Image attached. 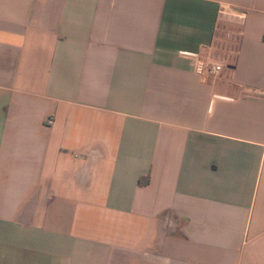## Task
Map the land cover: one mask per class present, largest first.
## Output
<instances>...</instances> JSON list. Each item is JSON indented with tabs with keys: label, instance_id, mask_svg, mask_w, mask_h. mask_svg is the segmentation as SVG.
<instances>
[{
	"label": "crops",
	"instance_id": "obj_1",
	"mask_svg": "<svg viewBox=\"0 0 264 264\" xmlns=\"http://www.w3.org/2000/svg\"><path fill=\"white\" fill-rule=\"evenodd\" d=\"M0 264H264V0H0Z\"/></svg>",
	"mask_w": 264,
	"mask_h": 264
},
{
	"label": "built area",
	"instance_id": "obj_2",
	"mask_svg": "<svg viewBox=\"0 0 264 264\" xmlns=\"http://www.w3.org/2000/svg\"><path fill=\"white\" fill-rule=\"evenodd\" d=\"M185 54H189V53H185ZM193 57L196 58V62H195V71L198 74H208L211 76H217L219 75L224 67L225 64L217 59H214L212 57H208V58H202L200 57L199 54H191ZM49 123L53 122V119L50 117L48 119Z\"/></svg>",
	"mask_w": 264,
	"mask_h": 264
},
{
	"label": "rangeland",
	"instance_id": "obj_3",
	"mask_svg": "<svg viewBox=\"0 0 264 264\" xmlns=\"http://www.w3.org/2000/svg\"><path fill=\"white\" fill-rule=\"evenodd\" d=\"M219 39L217 40L215 47L212 51V55L218 59H223L226 56L232 57L234 55V47L236 46V38L234 36H230L225 34L223 30L220 31Z\"/></svg>",
	"mask_w": 264,
	"mask_h": 264
}]
</instances>
